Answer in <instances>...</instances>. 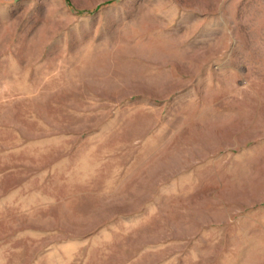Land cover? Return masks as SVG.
<instances>
[{"label":"rangeland","instance_id":"obj_1","mask_svg":"<svg viewBox=\"0 0 264 264\" xmlns=\"http://www.w3.org/2000/svg\"><path fill=\"white\" fill-rule=\"evenodd\" d=\"M0 264H264V0H0Z\"/></svg>","mask_w":264,"mask_h":264}]
</instances>
